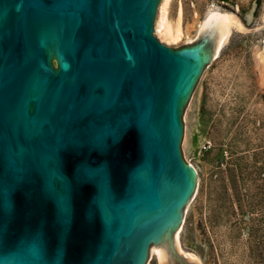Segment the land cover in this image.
<instances>
[{"label": "water", "instance_id": "95a60500", "mask_svg": "<svg viewBox=\"0 0 264 264\" xmlns=\"http://www.w3.org/2000/svg\"><path fill=\"white\" fill-rule=\"evenodd\" d=\"M162 1L0 0V264H200L184 116L231 28L264 25L214 13L174 49ZM249 55L264 92V40Z\"/></svg>", "mask_w": 264, "mask_h": 264}, {"label": "rangeland", "instance_id": "374dc122", "mask_svg": "<svg viewBox=\"0 0 264 264\" xmlns=\"http://www.w3.org/2000/svg\"><path fill=\"white\" fill-rule=\"evenodd\" d=\"M210 9L235 15L249 31L264 25V0H172L169 16L194 36ZM154 35L174 49L189 42L166 44ZM255 40H264V27L250 33L233 28L184 116L181 150L198 171V187L181 240L200 264H264V92L250 61Z\"/></svg>", "mask_w": 264, "mask_h": 264}, {"label": "bare ground", "instance_id": "6f19581e", "mask_svg": "<svg viewBox=\"0 0 264 264\" xmlns=\"http://www.w3.org/2000/svg\"><path fill=\"white\" fill-rule=\"evenodd\" d=\"M171 1L172 0H163L162 1L161 5L159 7L157 19H156V31H155L156 35L160 38V40L162 42H164L166 44H170L171 42L176 43V42H178L180 40H183L184 38L189 41L188 44L193 43L195 41V39L197 38L198 34L200 33V31H201V29L203 27V24L214 13H218V14H221L223 16H233V17L237 18L235 15H233L231 13L222 12V11L217 10V9H210V10H208V12H207L206 16L204 17V19L198 21V26L196 28V34L194 36H191L190 34L185 33L180 18H177L176 20H172L170 18V16H169V6H170ZM196 19L197 20L199 19L198 13H196ZM233 28H235V27L231 28V32H230V34L228 36L227 41L229 40V38L231 36ZM224 46H222L220 48V50L218 52V55L216 56L215 59H217L220 56ZM189 164L191 166L195 167L191 162H189ZM196 195H197V193H196ZM196 195H194L192 197L188 207L186 208V211L188 210L190 204L194 201ZM186 211H185V215H186ZM185 215H184V218H185ZM183 223H184V219H183ZM182 231H183V224H182V227H181V229L179 231V234H178V241H179V245H180L181 252H182L183 256L187 259L186 254H189V255L193 256L196 260H199L197 255L189 253V252L185 251V249L183 248L182 240H181ZM154 257H156L158 259L155 249L152 248V250H151V258H154ZM148 264H150V263H148Z\"/></svg>", "mask_w": 264, "mask_h": 264}, {"label": "trees", "instance_id": "16d2710c", "mask_svg": "<svg viewBox=\"0 0 264 264\" xmlns=\"http://www.w3.org/2000/svg\"><path fill=\"white\" fill-rule=\"evenodd\" d=\"M258 257H260V255Z\"/></svg>", "mask_w": 264, "mask_h": 264}]
</instances>
